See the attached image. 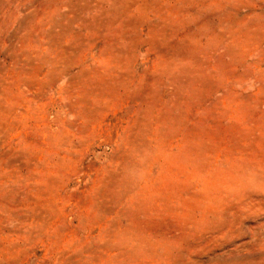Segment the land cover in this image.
<instances>
[{"label":"rangeland","instance_id":"1","mask_svg":"<svg viewBox=\"0 0 264 264\" xmlns=\"http://www.w3.org/2000/svg\"><path fill=\"white\" fill-rule=\"evenodd\" d=\"M0 264H264V0H0Z\"/></svg>","mask_w":264,"mask_h":264}]
</instances>
